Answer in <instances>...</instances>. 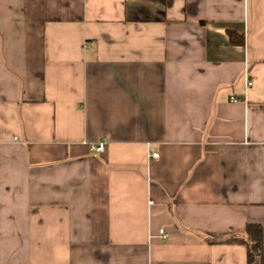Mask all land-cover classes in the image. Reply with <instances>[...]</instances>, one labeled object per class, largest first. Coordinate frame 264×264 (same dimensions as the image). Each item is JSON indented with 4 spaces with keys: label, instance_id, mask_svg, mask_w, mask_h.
<instances>
[{
    "label": "crops",
    "instance_id": "crops-1",
    "mask_svg": "<svg viewBox=\"0 0 264 264\" xmlns=\"http://www.w3.org/2000/svg\"><path fill=\"white\" fill-rule=\"evenodd\" d=\"M250 222L264 0H0V264H247Z\"/></svg>",
    "mask_w": 264,
    "mask_h": 264
},
{
    "label": "trees",
    "instance_id": "trees-1",
    "mask_svg": "<svg viewBox=\"0 0 264 264\" xmlns=\"http://www.w3.org/2000/svg\"><path fill=\"white\" fill-rule=\"evenodd\" d=\"M230 39L235 44H244V36L229 31ZM225 242L241 243L247 247V264H264V228L261 223L250 222L245 227L244 235L231 234Z\"/></svg>",
    "mask_w": 264,
    "mask_h": 264
},
{
    "label": "built area",
    "instance_id": "built-area-1",
    "mask_svg": "<svg viewBox=\"0 0 264 264\" xmlns=\"http://www.w3.org/2000/svg\"><path fill=\"white\" fill-rule=\"evenodd\" d=\"M252 85H253V80H251V79L249 78V76H247V77H246V88H249V87H251ZM232 100L236 101V100H238V99L235 98V97H232ZM91 149L94 150V151H96V152H103L104 149H105V142H104V141H101V142H99V143L92 144V145H91ZM151 155H152L153 157H158V153H152ZM160 234H161V237H162L163 239H165V238L168 237V232H167L164 228L160 229Z\"/></svg>",
    "mask_w": 264,
    "mask_h": 264
}]
</instances>
